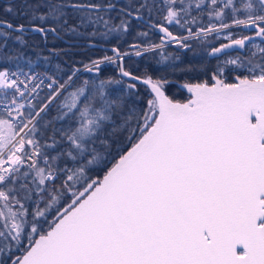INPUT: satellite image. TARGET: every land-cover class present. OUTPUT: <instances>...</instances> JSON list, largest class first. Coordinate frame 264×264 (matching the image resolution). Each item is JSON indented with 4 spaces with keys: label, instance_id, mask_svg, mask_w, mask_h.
<instances>
[{
    "label": "snow or ice",
    "instance_id": "1",
    "mask_svg": "<svg viewBox=\"0 0 264 264\" xmlns=\"http://www.w3.org/2000/svg\"><path fill=\"white\" fill-rule=\"evenodd\" d=\"M3 12L0 264H264V0Z\"/></svg>",
    "mask_w": 264,
    "mask_h": 264
},
{
    "label": "trees",
    "instance_id": "2",
    "mask_svg": "<svg viewBox=\"0 0 264 264\" xmlns=\"http://www.w3.org/2000/svg\"><path fill=\"white\" fill-rule=\"evenodd\" d=\"M8 3V0H0V18H7L6 14L3 12V8Z\"/></svg>",
    "mask_w": 264,
    "mask_h": 264
},
{
    "label": "flooded vegetation",
    "instance_id": "3",
    "mask_svg": "<svg viewBox=\"0 0 264 264\" xmlns=\"http://www.w3.org/2000/svg\"><path fill=\"white\" fill-rule=\"evenodd\" d=\"M179 98V97H178Z\"/></svg>",
    "mask_w": 264,
    "mask_h": 264
}]
</instances>
